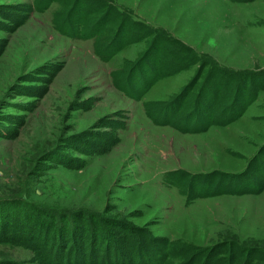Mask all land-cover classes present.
Instances as JSON below:
<instances>
[{
  "label": "rangeland",
  "instance_id": "obj_1",
  "mask_svg": "<svg viewBox=\"0 0 264 264\" xmlns=\"http://www.w3.org/2000/svg\"><path fill=\"white\" fill-rule=\"evenodd\" d=\"M113 1L195 52L140 99L114 81L152 35L102 61L94 43L119 14L94 36L71 39L54 20L73 0L41 11L35 0H0V224L30 234L42 223L54 253L70 239L73 257L90 261H156L163 251L162 264H264V188L197 196L218 173H238L222 182L229 189L263 178L264 80L239 117L207 131L154 123L143 105L159 101L151 107L165 105L160 116L177 106V118L208 102L200 90L209 79L223 82L217 107L255 88V72H264V0ZM0 264L41 263L32 247L3 241Z\"/></svg>",
  "mask_w": 264,
  "mask_h": 264
},
{
  "label": "trees",
  "instance_id": "obj_2",
  "mask_svg": "<svg viewBox=\"0 0 264 264\" xmlns=\"http://www.w3.org/2000/svg\"><path fill=\"white\" fill-rule=\"evenodd\" d=\"M51 1L53 0H35L33 8L38 11L44 10L49 6ZM99 10L100 12L98 16L89 20L92 15L91 13ZM118 14L120 15V21L113 29L112 33L94 43L93 51L98 59L108 61L126 44L140 40L146 35H152L151 42L141 56L133 63V65H131L124 80L114 81L115 86L126 95L135 99H140L148 88H150V86L159 78L194 62V60L190 59V56L188 55V53H193L192 55L195 53L191 52L194 51L191 46L183 42L180 38L172 35L169 31H165L161 27H153L145 22V20L133 17L128 9L126 10L123 6L121 7L117 5L113 0H73L71 7L65 13L60 24L58 25L55 22L56 20H54V25L60 33L69 36L71 39H87L99 32L102 27L107 25L110 20L116 18ZM162 43H168L169 45L163 46ZM166 48H169V50L165 51L164 49ZM245 73H247V76H245L246 79L252 77L250 71ZM233 77H235V75H233ZM220 78L221 76H219V79ZM215 79L216 77L214 80L211 79V81L209 79L210 83L202 86L200 90L202 97L205 98V100L207 99L206 101L208 102H201L199 107L195 106L193 110L185 113L183 116L175 118L176 110L174 109H176L177 106H174L173 109L171 108L172 110L165 115L160 116L159 112L161 111V108L165 107V105H161L158 108H152L151 105L153 103H159V101L154 102L152 100L143 103L145 114L154 123L170 124L185 132H199L206 130L210 125L228 124L239 117L246 106L256 97L257 88L262 87L264 72H255V88L253 86H251V88H246L244 86V88L241 87V89L236 90L233 99H230L231 101L222 107H217L216 102L218 100L219 92L222 90L221 83L223 82L218 80L215 82ZM177 98L182 99L176 95L173 100ZM206 104L209 106H206ZM194 105L195 103L193 104V107ZM156 109H159V111ZM226 173L228 175V177H226L227 179L222 178V176H220L221 173L211 176V182L209 185H206L202 192H198L197 196L225 192H260L264 188L263 168H261L263 178H258L257 180L254 178L253 181H246L234 185L236 186V188L233 187L234 189L224 187L225 184H222V182L229 179L233 182L236 180L238 173ZM216 175H219V177L214 181ZM212 180L215 182L213 187ZM39 225L40 227L38 230L32 229L31 233L27 234L23 229L18 230L16 225L11 226L7 223H2L0 224V242H14L32 247L40 256L41 264H162V257L165 256L164 252L161 251L159 259L156 261H149L146 259L144 262H134V259L125 261L120 259L116 260L115 263L112 262V260L110 262L109 260L107 262V260L100 261L97 259L90 261L85 255H80L78 258H74L73 251L68 250L70 239H68V241H63V247L60 249L61 253H59L58 248H56L58 252L56 251V253H54L56 245L51 243V245L48 246V243L43 242V239H41L43 231L47 232V228L43 227L42 223ZM34 226L35 225L33 224V227L31 228H34ZM84 253L85 252L83 251V254ZM115 253L117 254V251ZM253 255L254 254H252V256ZM82 256L84 257L82 258Z\"/></svg>",
  "mask_w": 264,
  "mask_h": 264
},
{
  "label": "crops",
  "instance_id": "obj_3",
  "mask_svg": "<svg viewBox=\"0 0 264 264\" xmlns=\"http://www.w3.org/2000/svg\"><path fill=\"white\" fill-rule=\"evenodd\" d=\"M210 127H211V125H210ZM210 127H209V128H210ZM209 128H208V129H209ZM208 129H207V130H208ZM178 130H180V129H178ZM207 130H205V131H207ZM205 131H204V132H205Z\"/></svg>",
  "mask_w": 264,
  "mask_h": 264
}]
</instances>
